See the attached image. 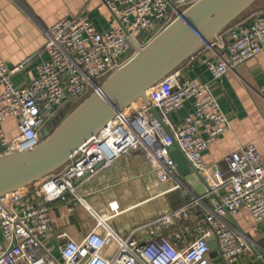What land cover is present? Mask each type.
Returning a JSON list of instances; mask_svg holds the SVG:
<instances>
[{
	"label": "built area",
	"instance_id": "obj_1",
	"mask_svg": "<svg viewBox=\"0 0 264 264\" xmlns=\"http://www.w3.org/2000/svg\"><path fill=\"white\" fill-rule=\"evenodd\" d=\"M102 1L116 20L110 30L100 32L82 11L54 24L37 56L13 68L0 56V156L39 146L68 104H80L132 60L137 53L132 39L147 45L200 0ZM217 44L224 53L204 61L213 81L264 52V13L235 26L228 32V42ZM206 47L214 49L215 44ZM44 52L49 60L37 67L26 85H15L13 77ZM179 78L176 71L148 91L151 107L159 111L164 126L151 107L132 104L34 190L0 199V264H211L206 257L212 237L225 264L237 263L251 250L249 240L226 220V213L234 216L247 211L256 223L264 220V158L250 145L226 159L225 171L208 166L204 153L228 131L229 122L209 83ZM187 104L192 109L182 122H174L173 114ZM7 119L14 120L17 130L11 139L2 127ZM173 138L203 175L208 185L203 195L193 196L180 209L161 214L127 236L94 214L97 224L80 242L67 232L57 233L61 261L43 244L47 235L56 232L54 207L69 206L72 214L76 206L84 205L90 211L82 192L126 154L143 152L159 183L179 181ZM180 187L177 183L176 188ZM202 205L208 208L204 220L192 228L191 213ZM179 222H184L181 230L176 228ZM110 248L111 257H106Z\"/></svg>",
	"mask_w": 264,
	"mask_h": 264
},
{
	"label": "crops",
	"instance_id": "obj_2",
	"mask_svg": "<svg viewBox=\"0 0 264 264\" xmlns=\"http://www.w3.org/2000/svg\"><path fill=\"white\" fill-rule=\"evenodd\" d=\"M82 11L87 12L100 32L116 26L114 16L102 0H0L1 58L13 68L37 56L45 48L47 32L54 24ZM219 42L227 43L228 33L220 41L212 42L214 49L205 47L186 62L179 70V79L182 82L191 79L211 85L228 119L229 129L210 145L203 158L208 166H217L225 171L226 159L247 146H255L264 158V52L239 65L222 79L213 81L204 61L215 60L217 55L224 53L217 44ZM48 60V53H42L28 68L13 77V83L26 85L36 74L37 67ZM191 109V104H187L185 109L174 113L172 119L176 123L182 122ZM2 127L9 139L17 135L13 119H7ZM178 177L179 181L159 183L143 152L126 154L82 192L91 212L84 205L76 206L72 214L68 211L69 206L54 207L52 217L56 232L47 235L42 242L61 261L57 233L67 232L72 239L80 242L96 226L94 214L127 236L132 229L153 221L167 211L180 209L193 196H197L195 185L198 183L192 186L185 182L183 176ZM177 183L181 184L180 188H176ZM34 187L36 185L26 191L34 190ZM205 203L209 205V200ZM206 205L191 213L188 223L194 226L192 228L204 220L208 210ZM62 214L66 216L61 218ZM233 219L236 225L226 216V220L251 244V250L235 264H264V220L256 223L247 211L239 212ZM183 225L184 222H179L177 230H181ZM99 232L103 234L104 229ZM112 251V248L105 251L106 257H111ZM211 256L213 264H225L220 254L215 256L213 252Z\"/></svg>",
	"mask_w": 264,
	"mask_h": 264
},
{
	"label": "water",
	"instance_id": "obj_3",
	"mask_svg": "<svg viewBox=\"0 0 264 264\" xmlns=\"http://www.w3.org/2000/svg\"><path fill=\"white\" fill-rule=\"evenodd\" d=\"M259 1L200 0L147 45L140 46L132 39L137 50L132 60L111 74L98 91L71 112L72 105L68 104L52 122L47 135L55 130L39 146L0 156V199L34 186L64 167L82 145L132 104L142 101L151 107L148 91L154 85L179 71L207 44L220 41L223 32ZM151 113L164 126L159 111L151 107ZM172 152L177 164L176 173L192 186L198 183L196 193L203 195L208 185L175 138ZM219 203L222 204L221 200ZM226 214L234 223L233 215ZM209 248L210 253L219 255L215 237L209 239Z\"/></svg>",
	"mask_w": 264,
	"mask_h": 264
},
{
	"label": "trees",
	"instance_id": "obj_4",
	"mask_svg": "<svg viewBox=\"0 0 264 264\" xmlns=\"http://www.w3.org/2000/svg\"><path fill=\"white\" fill-rule=\"evenodd\" d=\"M264 13V0H260L259 2H257L250 10H248L242 17H240L236 22H234L226 31L223 32L222 36L224 37L226 35V33H228L232 28H234L235 26L239 25V24H245L250 22L255 14L257 13ZM221 36V37H222ZM77 105H72L69 108V111L75 109Z\"/></svg>",
	"mask_w": 264,
	"mask_h": 264
},
{
	"label": "rangeland",
	"instance_id": "obj_5",
	"mask_svg": "<svg viewBox=\"0 0 264 264\" xmlns=\"http://www.w3.org/2000/svg\"><path fill=\"white\" fill-rule=\"evenodd\" d=\"M69 112H71V110L69 111ZM68 115V114H67ZM66 115V116H67ZM59 116V115H58ZM64 120V118H62L61 119V121H63ZM55 130V128L51 131V133L50 134H52V132ZM49 134V135H50ZM49 135H47L44 139H43V141L49 136ZM208 260H209V262L211 263V264H213V258H212V256H211V253H209V255H207V257H206Z\"/></svg>",
	"mask_w": 264,
	"mask_h": 264
},
{
	"label": "bare ground",
	"instance_id": "obj_6",
	"mask_svg": "<svg viewBox=\"0 0 264 264\" xmlns=\"http://www.w3.org/2000/svg\"><path fill=\"white\" fill-rule=\"evenodd\" d=\"M138 103H140V104H141V103H142V101H139V102H137L136 104H138ZM134 104H135V103H134ZM110 123H112V121H111ZM110 123H109V124H110Z\"/></svg>",
	"mask_w": 264,
	"mask_h": 264
}]
</instances>
